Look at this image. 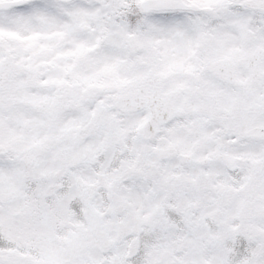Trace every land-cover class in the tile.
Instances as JSON below:
<instances>
[{
  "label": "snow or ice",
  "instance_id": "obj_1",
  "mask_svg": "<svg viewBox=\"0 0 264 264\" xmlns=\"http://www.w3.org/2000/svg\"><path fill=\"white\" fill-rule=\"evenodd\" d=\"M0 264H264V0H0Z\"/></svg>",
  "mask_w": 264,
  "mask_h": 264
}]
</instances>
